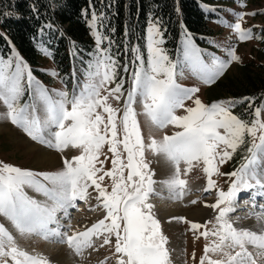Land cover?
<instances>
[{
    "label": "snow or ice",
    "instance_id": "6c2138e0",
    "mask_svg": "<svg viewBox=\"0 0 264 264\" xmlns=\"http://www.w3.org/2000/svg\"><path fill=\"white\" fill-rule=\"evenodd\" d=\"M246 15L256 13H239L237 22L230 25L241 41L253 38L252 29L242 28L241 21ZM98 19L93 11L90 29L97 28ZM93 35L97 43L95 60L87 66L83 85L71 94L54 90L53 95L35 78L32 68L15 47L7 58L0 55V103L6 108L0 115L33 141L49 148L61 152L69 147L80 150V155L65 158L63 169L54 173H36L0 161V217L20 236L36 235L66 243L81 258L89 249L98 251L108 245L113 250L112 256L100 264H107L113 257L115 264H172L168 237L153 213L154 205L149 202L150 197L158 193L154 187L155 173L145 157L148 151L162 155L174 168L173 175L160 183L175 199L185 195L188 184L187 179L181 178V164L185 165L184 176L203 165L206 192L217 188L214 175L234 178L228 191L218 190L216 203L206 205L218 210L215 223L207 221L201 225L184 217L172 219L188 223L190 230L198 233L195 239L209 240L200 264H258V259H264V229L257 232L237 227L229 217L242 191L264 190V119L261 118L264 105L254 108L251 121L232 111L238 103L252 101L251 97L239 101L221 100L210 105L197 97L193 100L194 107H185V101L192 100L200 89L178 83V77L183 75L181 65L161 47L165 43L164 34L156 20L150 21L146 29L147 60L138 46L132 49L135 58L131 88L120 115L121 109L109 102L110 97L119 101L124 96V81L117 82L119 61L111 54L112 42L109 41V47L101 48L108 38L98 30ZM42 51L49 54L46 49ZM201 52L191 34L185 32L183 66L189 67L206 84L222 76L230 62L240 60L234 48L228 50V60L213 56L206 62ZM123 71H129L127 64ZM112 83L115 87L109 88ZM138 98L142 113L134 107ZM178 109H184L186 114L177 115ZM140 114L158 130L169 125L182 130L159 140L149 135L146 143L138 120ZM105 145L112 154V167L108 170L103 167L109 159L104 152ZM241 146H246L244 162L231 173H221L220 166ZM101 155L105 160L100 159ZM105 177L111 182L110 191L103 184ZM93 186L98 193L96 207L105 210L104 218L71 235L62 232L57 213L68 216L70 208H77V201L88 200ZM26 188L41 193L45 200L30 197ZM251 215L264 219L257 213ZM209 224L213 227L209 228ZM201 228L204 230L199 231ZM101 239L97 248L96 241ZM10 261L11 264H50L46 257L20 248L13 231L0 222V264Z\"/></svg>",
    "mask_w": 264,
    "mask_h": 264
},
{
    "label": "rangeland",
    "instance_id": "374dc122",
    "mask_svg": "<svg viewBox=\"0 0 264 264\" xmlns=\"http://www.w3.org/2000/svg\"><path fill=\"white\" fill-rule=\"evenodd\" d=\"M200 7L207 15H210L209 25L214 32L206 36H194L190 33L191 38L194 40L196 46L202 50L201 54L204 60L209 62L213 56L220 60H228V50L233 48L235 49L236 54L240 57V60L230 62L229 67L225 70L222 76L216 79L214 83L206 84L189 67L183 66V40L184 33L188 31H186L184 28L181 29L178 47L175 49V51H172L170 48H166L165 43L161 45V47L166 49L167 55L174 62H179L181 65L183 75L178 77V83L182 84L186 88L200 89L199 92L195 93L192 100L185 101V107H194L195 105L193 100L197 97L200 98L206 105H210L213 102L221 100L239 101L244 100V98L251 97L253 98L252 101L244 100V103H238L235 108L232 109L233 113L237 116L239 115L240 109L245 110L248 114L250 111H254L255 107L264 105V88L260 87V85L255 88L250 85L248 81V75L252 76L257 81L260 79L264 80V0H216L214 2H201ZM253 12L256 13L255 16L246 15L241 21L243 29H252L253 38L250 40L241 41L238 37V34L232 27H230V25H233L237 22V14ZM146 43L147 42H145L146 50L141 51L145 57V60H147L148 56ZM16 51L18 50L16 49ZM11 53L12 51L6 56H2L7 58L9 55H11ZM91 62H94V58ZM29 66L32 68L35 78L39 80L41 84L54 95V90H64L71 94L74 89H78V86L83 85L85 82V72L88 65L84 70L74 71V73H72V77H74L72 81H70L69 77L62 75L57 70L52 61L50 53L48 55H43L40 65L33 66L29 64ZM181 68H178V71H180ZM133 70V65L131 68H129L128 72H124L123 67L118 69L117 82L120 79H123L124 96L119 101H116L111 97L109 98V102L113 107L121 109L120 115L123 114L122 110L124 108V101L127 98V91L131 88V73ZM53 72L57 73L58 75H53ZM108 87H115V83L108 85ZM28 98L29 97L26 95L25 100ZM258 98L263 99L258 105H254V101ZM134 107L138 113H142L143 109L141 103L139 102V98L137 99V103ZM5 111V106L0 103V114H3ZM184 114H186L184 109L177 110V115ZM261 118L264 119V114H262ZM138 120L140 122L141 131L145 137L146 143L148 142L149 135L159 140L164 135H172L176 131L182 130L171 125L165 129L158 130L151 126L146 117L142 114L138 115ZM4 125L19 134L11 138L8 133H0V161L5 163L18 166L22 169H29L36 173H54L63 169V160L65 158L72 159L73 157L80 155V150L76 148L69 147L68 149L61 152L55 150L54 148H49L41 143H38L37 141H33L20 128L14 126L8 119L0 115V127H4ZM15 138H17V140ZM28 144L36 147L38 151L33 150V154H28V152L32 150ZM39 151H47L51 154H54L57 157V162L48 165L45 162H39L37 160L40 154ZM104 152L107 154L109 159L106 160L103 167L105 170H108L112 167V154L108 152L107 145H105ZM246 154V146H241L232 156V158L227 161V163L220 166V172L231 173L232 171L238 169L244 162L243 157ZM145 157L148 161H150V169L152 171L153 162L157 159H160L165 164H170L162 155H154L148 151H146ZM100 159L105 160V156L101 155ZM170 167V175H164L166 178L165 180L169 179L173 175L174 168L172 165ZM184 167L185 165L181 164V178L187 179L188 183L205 179L207 181V177L202 170L203 165L195 167L193 171L187 176L183 175ZM153 179L156 180L154 176ZM213 179L217 182V188L213 189V191L207 194L202 192L193 194L189 200L196 199V197L200 199L197 200L195 204L193 203L190 207H183L180 205L175 206L176 209L185 210V212L204 208L209 211L210 215L206 216L204 219H195L188 214H183L181 217L186 218L187 221L196 222L201 225L205 224L207 221H213V223H215V217L218 210H214L213 208L207 207L206 205H212L216 203L218 199V190L228 191L231 181L234 178L228 175H214ZM156 181L157 183L155 185L158 186H154L158 195L155 194L153 198L151 196L149 201L151 200L154 204L153 213L160 221L164 235L168 237L167 247L170 252L172 264H200V259L204 255V247L207 243H209V240H205L203 237H200V239H195V235H198V233L194 234V232L190 230V225L188 223H185L179 219L162 218V214H158L156 212L155 208H160L159 195H163V190L167 189L164 184L161 185L160 180ZM103 184L109 187V191L111 190V182L109 178L105 177ZM206 185L207 184L205 183L202 186L205 188ZM25 191L30 197H33L38 201L43 202L45 200L40 198V196L44 197L41 193H38L31 188H26ZM214 191H216V193H214ZM89 193L90 196L87 201H77V208L79 206H84V208L90 207L92 211L91 209L82 213L80 210L73 211V217L78 216L75 218H77V220L80 218L81 220L79 222L77 221L78 223L76 222L77 224L75 226L77 227H75V230L72 227L70 229L67 228L68 225H62L64 226L62 228L63 230H61L62 232H67L69 235H71L73 231H83L86 227H91L92 224L101 220L96 219V216L90 217L93 213L99 212L100 209L96 207L98 201L95 199V197L98 193L94 191V186L93 188L89 189ZM251 198L254 199L253 202L255 203L256 197L253 195L248 198L249 200L243 199V197L241 199L248 201L247 204H249L252 202ZM210 199L215 200L209 201ZM240 204L244 203L240 202ZM100 214H106L105 210L102 209ZM241 214L247 215L251 213L249 210H245L244 212L242 210L238 214L234 212L231 213L229 218L234 222L235 226L247 228L257 232H260L262 229H264L261 227H251V225H249V219H247L248 217L243 218ZM85 217H87L86 220ZM0 222L5 223V225L9 227L10 230L12 229L10 223L4 220L3 217H0ZM52 227H55V225H52ZM208 227L212 228L213 224H209ZM203 230L204 229L201 228L199 231ZM12 231L15 236L19 235L14 229H12ZM31 237L34 242L31 244L29 243L28 245H20L17 243L18 246L28 251L30 254L46 257L50 261V264H100V262L104 261L106 257L112 256L113 250L110 248V246L106 245L103 248H99V244L102 243V239L96 241V247L99 248L98 251L89 249L85 252L84 258H81L77 256L66 243H59L54 240H45L42 237L36 235ZM44 244L54 251V255H57L59 251L63 249V255L59 258H54L51 255H48L49 253L47 250H45L46 247H44ZM249 249L254 251L252 246H249ZM193 254H195L194 258ZM213 258L219 257L214 256ZM9 264H11V261ZM107 264H115V258L113 257L112 259H108ZM258 264H264V259H258Z\"/></svg>",
    "mask_w": 264,
    "mask_h": 264
},
{
    "label": "trees",
    "instance_id": "16d2710c",
    "mask_svg": "<svg viewBox=\"0 0 264 264\" xmlns=\"http://www.w3.org/2000/svg\"><path fill=\"white\" fill-rule=\"evenodd\" d=\"M216 0H0V55L6 56L15 47L25 61L40 65L45 54L50 53L57 70L74 79V71L84 70L96 57L97 43L93 35L99 31L107 37L100 45L109 47L119 68H130L134 47L145 49L146 29L150 21L159 20L165 47L175 51L181 29L194 36L213 32L210 15L200 7L201 2ZM99 19L97 28L90 29L92 13ZM51 25L52 27H47ZM253 87L264 88V80L257 81L248 75ZM262 85V86H261ZM263 98L255 100L258 105ZM239 110V117L252 119Z\"/></svg>",
    "mask_w": 264,
    "mask_h": 264
},
{
    "label": "bare ground",
    "instance_id": "6f19581e",
    "mask_svg": "<svg viewBox=\"0 0 264 264\" xmlns=\"http://www.w3.org/2000/svg\"><path fill=\"white\" fill-rule=\"evenodd\" d=\"M8 133L10 135L11 138H13L15 135H19L16 131L9 129L8 127H6L4 125V127H0V133ZM17 140V138H15ZM26 145V144H25ZM30 149H32L31 151L28 152V154H33L32 152L34 151H38V149L34 146H32L31 144H28ZM34 150V151H33ZM39 157L37 158V160L39 162H45L47 165L48 164H53L55 162H57V157L54 154H51L50 152L47 151H39ZM37 154V153H36ZM35 154V155H36ZM38 155V154H37ZM44 164V163H43ZM170 164H165L163 161H161L160 159H157L156 161L153 162V172L155 173L154 177L156 180H160V181H164L166 178L164 177V175H167L169 173V170H171ZM205 184V182L200 181V183L196 186V188H191L190 191H186L185 195L180 198V199H175L173 198L172 194H166L169 192H166L163 190V195H159V202H160V208L156 207L155 210L158 214H162V218H169L172 219L173 217H181L183 214H188L190 215L192 218L195 219H204L206 216L210 215L209 211H207L204 208L198 209V210H191L189 212H185V210H180V209H176L175 206H183V207H190L193 203L192 201H197L200 200L198 197H196V199H191L189 200V198L195 194V193H199L202 192L204 194H206L207 192L204 190L206 187L204 188L202 185ZM207 184V183H206ZM162 185V183H161ZM158 186V185H155ZM161 189V188H160ZM248 192L251 193H255L256 196H258V198H260V195H262L261 193L264 192V190H259V189H252L250 191H242L239 196L237 201L234 203V207H235V213H240L242 210L243 212L245 210L248 211L247 207H249V211L253 208V203H249V204H242L240 205V202L244 203L246 200H242L241 198L243 197V199H247L249 200V195L247 194ZM155 195V194H154ZM203 196V195H202ZM246 196V197H244ZM37 197V196H36ZM41 199H45V197H41ZM253 199V198H252ZM251 199V200H252ZM241 200V201H240ZM253 201V200H252ZM152 202V201H151ZM195 204V203H194ZM154 205V204H153ZM81 208V207H80ZM73 209L75 208H70L68 210L69 215L68 216H64L62 212L57 213L58 215V219L60 221L61 225H68L67 228H69V225L72 228H75L77 226H75L81 219L79 218L77 220L78 216L73 217ZM91 208H84V206L82 207V212H85L86 210H90ZM77 210V209H76ZM75 213V212H74ZM80 213V214H81ZM160 216V215H159ZM63 219V220H62ZM248 221H249V225H251V227L253 226V228H257V227H262L264 228V220H258L256 217H254L253 215H249L248 217ZM84 220V219H83ZM78 221V222H77ZM77 222V223H76ZM64 227V226H63ZM62 227V228H63ZM12 230V229H11ZM16 239H17V243L20 245H28L29 243L31 244L32 242H34L32 240V237H24V236H20V235H16ZM34 238V237H33ZM44 247H46L45 250H47V252L54 258H59L60 256L63 255L64 250L61 249L59 251V253L57 255H54V251H52V249H50L49 247H47L44 244Z\"/></svg>",
    "mask_w": 264,
    "mask_h": 264
}]
</instances>
